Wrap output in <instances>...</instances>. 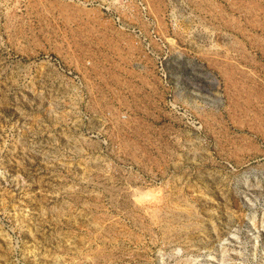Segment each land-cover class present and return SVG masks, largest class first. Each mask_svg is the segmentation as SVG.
Instances as JSON below:
<instances>
[{
	"label": "rangeland",
	"instance_id": "obj_1",
	"mask_svg": "<svg viewBox=\"0 0 264 264\" xmlns=\"http://www.w3.org/2000/svg\"><path fill=\"white\" fill-rule=\"evenodd\" d=\"M0 264H264V0H0Z\"/></svg>",
	"mask_w": 264,
	"mask_h": 264
},
{
	"label": "bare ground",
	"instance_id": "obj_2",
	"mask_svg": "<svg viewBox=\"0 0 264 264\" xmlns=\"http://www.w3.org/2000/svg\"><path fill=\"white\" fill-rule=\"evenodd\" d=\"M37 3V2H36ZM40 3V2H39ZM261 24V23H260Z\"/></svg>",
	"mask_w": 264,
	"mask_h": 264
}]
</instances>
